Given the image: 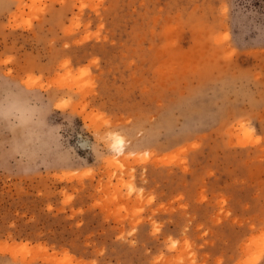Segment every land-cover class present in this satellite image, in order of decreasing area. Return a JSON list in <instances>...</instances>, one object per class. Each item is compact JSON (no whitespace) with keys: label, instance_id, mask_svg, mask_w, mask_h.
<instances>
[{"label":"rangeland","instance_id":"rangeland-1","mask_svg":"<svg viewBox=\"0 0 264 264\" xmlns=\"http://www.w3.org/2000/svg\"><path fill=\"white\" fill-rule=\"evenodd\" d=\"M0 264H264V0H0Z\"/></svg>","mask_w":264,"mask_h":264},{"label":"bare ground","instance_id":"bare-ground-1","mask_svg":"<svg viewBox=\"0 0 264 264\" xmlns=\"http://www.w3.org/2000/svg\"><path fill=\"white\" fill-rule=\"evenodd\" d=\"M115 146L117 147L118 152L120 153L122 150V141L119 139L115 142Z\"/></svg>","mask_w":264,"mask_h":264}]
</instances>
